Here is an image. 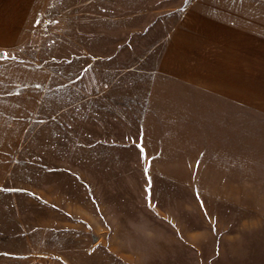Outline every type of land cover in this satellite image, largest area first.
Wrapping results in <instances>:
<instances>
[{
    "label": "rangeland",
    "instance_id": "obj_1",
    "mask_svg": "<svg viewBox=\"0 0 264 264\" xmlns=\"http://www.w3.org/2000/svg\"><path fill=\"white\" fill-rule=\"evenodd\" d=\"M191 1L44 0L8 53L50 82L5 175L0 264H264V111L155 76Z\"/></svg>",
    "mask_w": 264,
    "mask_h": 264
},
{
    "label": "crops",
    "instance_id": "obj_2",
    "mask_svg": "<svg viewBox=\"0 0 264 264\" xmlns=\"http://www.w3.org/2000/svg\"><path fill=\"white\" fill-rule=\"evenodd\" d=\"M44 0H0V53L16 51L33 29ZM160 49L155 76L185 92L233 108L264 111V5L253 0H192ZM0 55V196L44 102L47 69Z\"/></svg>",
    "mask_w": 264,
    "mask_h": 264
},
{
    "label": "snow or ice",
    "instance_id": "obj_3",
    "mask_svg": "<svg viewBox=\"0 0 264 264\" xmlns=\"http://www.w3.org/2000/svg\"><path fill=\"white\" fill-rule=\"evenodd\" d=\"M0 55H2L4 58L8 57V54L6 52L5 53H0Z\"/></svg>",
    "mask_w": 264,
    "mask_h": 264
}]
</instances>
